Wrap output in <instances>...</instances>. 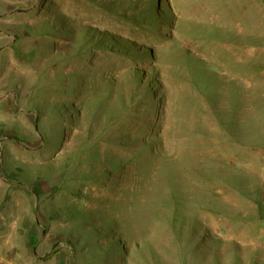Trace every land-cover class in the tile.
Returning a JSON list of instances; mask_svg holds the SVG:
<instances>
[{"label":"rangeland","instance_id":"obj_1","mask_svg":"<svg viewBox=\"0 0 264 264\" xmlns=\"http://www.w3.org/2000/svg\"><path fill=\"white\" fill-rule=\"evenodd\" d=\"M0 264H264V0H0Z\"/></svg>","mask_w":264,"mask_h":264}]
</instances>
